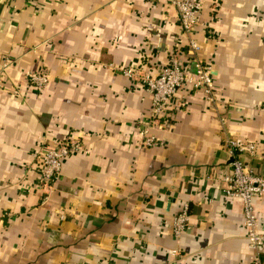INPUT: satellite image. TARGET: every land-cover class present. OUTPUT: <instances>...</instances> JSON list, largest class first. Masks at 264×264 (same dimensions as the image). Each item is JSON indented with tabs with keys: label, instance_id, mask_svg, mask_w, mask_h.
<instances>
[{
	"label": "crops",
	"instance_id": "obj_1",
	"mask_svg": "<svg viewBox=\"0 0 264 264\" xmlns=\"http://www.w3.org/2000/svg\"><path fill=\"white\" fill-rule=\"evenodd\" d=\"M193 38L214 103L184 86L145 147L139 78L171 60L192 70L169 0H0V264H253L243 204L222 177L226 142L241 138L264 178V0H202ZM27 72L46 73L40 92ZM63 141L83 149L44 185L41 157ZM253 202L264 264V195Z\"/></svg>",
	"mask_w": 264,
	"mask_h": 264
},
{
	"label": "built area",
	"instance_id": "obj_2",
	"mask_svg": "<svg viewBox=\"0 0 264 264\" xmlns=\"http://www.w3.org/2000/svg\"><path fill=\"white\" fill-rule=\"evenodd\" d=\"M178 13L179 24L183 33L188 37L187 47L193 54L192 70L186 72L178 60H171L157 75H142L139 80L151 94V105L148 121L140 127L142 146L151 147L155 138L148 133L151 126L167 121L172 112H180L181 105L176 101L177 92L184 86H191L202 91L205 97L214 103V82L211 67L198 57L200 45L193 38L202 9V0H169ZM130 70L125 75H133ZM26 82L40 92L48 82L44 72H27ZM83 145L78 141H63L46 148L39 163V173L44 185L56 181L62 169V161L71 153L81 151ZM226 149L231 159L230 170L222 177L223 193L228 198H237L243 204L244 226L246 229V243L252 252V263L262 264L261 249L263 236L257 232L258 218L253 200L264 195V178L254 175L244 163L241 156L256 155V145L241 138H231L226 142ZM188 205L173 220V236L179 239L188 229Z\"/></svg>",
	"mask_w": 264,
	"mask_h": 264
},
{
	"label": "water",
	"instance_id": "obj_3",
	"mask_svg": "<svg viewBox=\"0 0 264 264\" xmlns=\"http://www.w3.org/2000/svg\"><path fill=\"white\" fill-rule=\"evenodd\" d=\"M231 162V161H230Z\"/></svg>",
	"mask_w": 264,
	"mask_h": 264
}]
</instances>
